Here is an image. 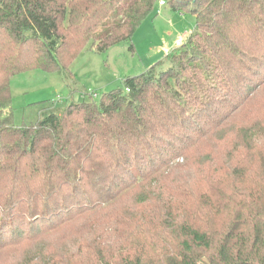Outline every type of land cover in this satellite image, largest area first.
I'll return each mask as SVG.
<instances>
[{"label": "trees", "instance_id": "1", "mask_svg": "<svg viewBox=\"0 0 264 264\" xmlns=\"http://www.w3.org/2000/svg\"><path fill=\"white\" fill-rule=\"evenodd\" d=\"M164 1L195 19L164 70L152 66L98 103L89 95L18 126L14 76H68L88 44L103 53L131 42L159 0H0V249L5 239L71 230L74 242L65 233L54 245L62 251L35 264H264V134L249 144L256 126L239 131L235 151L249 157L227 167V187L210 178L194 195L191 179L159 181L211 134V117L235 114L242 96L264 87V0Z\"/></svg>", "mask_w": 264, "mask_h": 264}, {"label": "rangeland", "instance_id": "2", "mask_svg": "<svg viewBox=\"0 0 264 264\" xmlns=\"http://www.w3.org/2000/svg\"><path fill=\"white\" fill-rule=\"evenodd\" d=\"M194 28L195 19L189 12L174 11L168 4L156 6L139 25L131 42L119 43L103 53L95 52L88 44L71 61L66 77L39 69L14 76L10 80V94L15 125L30 126L49 114L61 115L69 104L89 101V95L95 96L92 99L98 103L104 93L121 89L125 77L140 75L155 65L164 70L167 55L177 49L175 42L180 41L181 47ZM250 94L248 99L245 95L241 97L243 103L234 111L235 114L226 115L222 111L218 117H211L213 122L209 123V127L206 125L205 132L213 128L212 124H216L215 129L204 139L201 138L203 140L198 146L188 147L184 159L171 160L170 167L167 166L169 169L160 174L166 177L159 180L162 185H168L175 178L182 181L191 179V190L196 195L207 182L209 184L210 178L222 182L223 187L230 184L231 178L223 177L227 167L249 157L235 151L241 150L244 144V139L239 136L240 129L256 126L254 132L260 137L254 138L250 146H255L253 144L264 134V87ZM127 202L132 204L129 196L121 204L125 207L129 205ZM123 206L119 207V211H123ZM61 231L35 234L30 237L33 239L29 238L30 241L22 237L12 241L5 239L6 243L0 249V264H27L30 259L35 264L40 254L50 255L53 249L62 251L63 247L58 250L54 247L66 233ZM66 234L76 240L73 231ZM17 240L19 244H12Z\"/></svg>", "mask_w": 264, "mask_h": 264}, {"label": "built area", "instance_id": "3", "mask_svg": "<svg viewBox=\"0 0 264 264\" xmlns=\"http://www.w3.org/2000/svg\"><path fill=\"white\" fill-rule=\"evenodd\" d=\"M165 5H166V3H165L164 0H159V2H158V7H163V6H165ZM180 45H181V42H180V41H176L175 44H174V47H175V48H179Z\"/></svg>", "mask_w": 264, "mask_h": 264}, {"label": "crops", "instance_id": "4", "mask_svg": "<svg viewBox=\"0 0 264 264\" xmlns=\"http://www.w3.org/2000/svg\"><path fill=\"white\" fill-rule=\"evenodd\" d=\"M164 7V6H163ZM166 50V49H165Z\"/></svg>", "mask_w": 264, "mask_h": 264}]
</instances>
